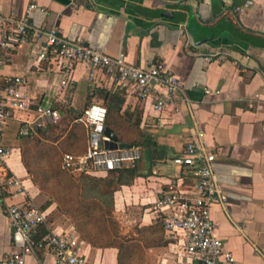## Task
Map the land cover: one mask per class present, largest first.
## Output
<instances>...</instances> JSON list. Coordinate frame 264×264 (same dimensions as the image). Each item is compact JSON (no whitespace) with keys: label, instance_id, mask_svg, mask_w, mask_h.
I'll return each mask as SVG.
<instances>
[{"label":"crops","instance_id":"crops-1","mask_svg":"<svg viewBox=\"0 0 264 264\" xmlns=\"http://www.w3.org/2000/svg\"><path fill=\"white\" fill-rule=\"evenodd\" d=\"M247 1L0 0V12L19 18L29 4H35L28 12L34 27L54 29L111 55L123 53L134 65L162 60L185 86L190 105L180 104L176 110L169 105L158 113L150 100L142 102L121 90L122 110L141 111L139 126L147 143L138 146L135 176L113 193V213L122 215L136 208L138 225L155 227L152 203L182 172L172 162L173 156L186 142L201 138L216 151L214 169L227 195L225 207L215 204L210 209L214 234L231 251L232 264H264V0ZM236 6L243 9L236 11ZM36 49L34 43H22L0 65V77L23 75L25 96L57 109L60 117L80 114L93 90H119L102 71L90 77L83 63L65 78L56 64L38 59ZM218 49L231 55L223 61L205 60V54ZM95 100L92 97L90 102ZM34 121L32 111H17L3 129V143L9 148L6 171L23 181L25 192L13 194L10 187L0 188V258L24 243L9 224L6 209L10 204L32 200L40 206L46 223L36 227L35 237L47 228L62 232L74 226L56 203L48 202L23 165L17 130ZM56 122H44L38 131ZM77 235L85 264H118L117 247L93 246ZM164 237L166 245L148 247L146 264H188L181 240L167 238L165 233ZM24 264L68 263L39 250L28 254Z\"/></svg>","mask_w":264,"mask_h":264},{"label":"built area","instance_id":"built-area-1","mask_svg":"<svg viewBox=\"0 0 264 264\" xmlns=\"http://www.w3.org/2000/svg\"><path fill=\"white\" fill-rule=\"evenodd\" d=\"M250 0L246 2L249 4ZM29 4L26 13L16 18L0 12V65L10 59L22 43L30 42L36 46L37 58L57 65L65 78L73 67L83 63L88 75L93 77L102 71L110 77L119 90L131 92L142 102L150 100L152 108L161 113L169 105L178 109L180 104L190 105L185 86L162 60L147 66H138L125 60L124 54L111 55L74 42L54 29L34 27L29 22ZM243 6H236L241 11ZM231 53L218 49L204 55L207 61H223ZM25 83L23 75L0 77V188H12V193H24L23 181L16 174H8L5 158L9 148L3 143V129L7 120L17 111H32L34 123H27L17 130L18 136L37 133L44 122H56L60 118L57 109L33 103L21 88ZM206 92L209 90L206 89ZM107 109L101 101L86 105L76 117L87 130V149L81 154L66 152L61 157V167L74 175L81 173L97 175L123 166H132L140 157L138 146L131 148H110L106 146L110 138L104 132ZM216 151L201 138L185 143L172 162L181 169V175L162 191L152 203L154 212L168 238L181 240V251L189 258L188 264H232L231 251L225 250L221 238L214 234L210 209L217 204L225 207L227 195L220 185L215 169ZM6 214L10 226L19 232L24 240L20 249L5 253L0 264H24L28 254L45 251L57 260L68 264H85L86 258L79 253V237L74 226L62 232L50 228L41 236L34 232L39 224L46 223L43 210L32 200L7 206Z\"/></svg>","mask_w":264,"mask_h":264},{"label":"trees","instance_id":"trees-1","mask_svg":"<svg viewBox=\"0 0 264 264\" xmlns=\"http://www.w3.org/2000/svg\"><path fill=\"white\" fill-rule=\"evenodd\" d=\"M98 94L107 109L105 127L112 130L119 141L132 146L145 145L147 139L139 126L141 111L137 108L133 111L122 110L123 91L99 88ZM32 137L33 135L19 136L21 159L28 173L31 174L32 182L48 195V202L56 203L57 210L72 221L82 239L93 246L117 247L119 250L118 264H123L122 251L126 248L127 242L124 240L118 242L119 234L116 232L115 221L112 217L113 193L118 185L132 180L136 174L135 166L110 169L103 178L85 173L74 176L49 159L48 165L34 171L23 148L32 140ZM85 151L86 148L80 150V152ZM90 187L93 194L86 192Z\"/></svg>","mask_w":264,"mask_h":264},{"label":"rangeland","instance_id":"rangeland-1","mask_svg":"<svg viewBox=\"0 0 264 264\" xmlns=\"http://www.w3.org/2000/svg\"><path fill=\"white\" fill-rule=\"evenodd\" d=\"M92 97L96 98L95 101H103L98 94V89H96L93 90L92 95L88 96L85 104L91 103ZM78 115L79 113L77 115L62 114L56 123L38 131L33 135L32 140L23 146L25 156L33 165L34 171L46 166L49 159H52L55 164L58 163V166L63 169L61 167V157L64 153L81 154L83 153L80 152L82 148L87 149L85 127L75 121ZM19 151L21 155V145ZM103 176L106 175L101 172L96 175L99 178H103ZM29 177L31 178V174H29ZM86 192H88L87 194L94 193L91 187ZM45 195L48 196L44 193V197H46ZM112 217L115 221L116 232L119 234L118 242L120 240L127 242L126 248L122 251L123 264H146L148 247L167 244V239L164 237V231L158 220L153 228L140 227L138 225L139 212L136 208H132L122 215L112 213Z\"/></svg>","mask_w":264,"mask_h":264},{"label":"water","instance_id":"water-1","mask_svg":"<svg viewBox=\"0 0 264 264\" xmlns=\"http://www.w3.org/2000/svg\"><path fill=\"white\" fill-rule=\"evenodd\" d=\"M104 132L108 135L110 138L109 142H106V146L110 148H121V149H127L131 148L132 145L123 141H119L117 135L112 132L109 128L105 127Z\"/></svg>","mask_w":264,"mask_h":264}]
</instances>
